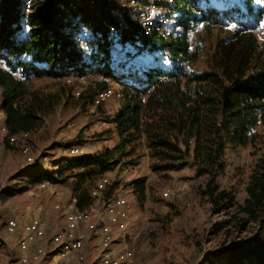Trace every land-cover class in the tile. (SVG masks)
I'll use <instances>...</instances> for the list:
<instances>
[{
    "label": "trees",
    "instance_id": "obj_1",
    "mask_svg": "<svg viewBox=\"0 0 264 264\" xmlns=\"http://www.w3.org/2000/svg\"><path fill=\"white\" fill-rule=\"evenodd\" d=\"M58 1L33 0L32 11L25 14L20 0H0V61L5 63L0 67V106L6 124L13 134L34 131L53 108L55 96L30 89L26 70L59 78L94 73L101 79L78 97L85 105L92 104L112 81L118 85L119 108L107 118L118 142L61 161L54 174L32 168L33 183L61 180L76 169L67 176L74 177L70 190L78 207L84 208L91 202L89 191L95 180L143 145L153 170L177 169L191 162L196 175L205 177L201 195L212 213L235 209L236 215H242L236 222L239 230L252 224L250 237L213 251L210 261L264 264V152L249 176L241 204L231 189L218 182L226 168V149L254 143L259 135L253 131L264 122V40L254 32L260 31L264 38V0H227L226 6L218 0H175L170 11L179 15L184 32L168 39L145 33L129 14L114 15L116 0H103L82 10L90 28L89 51L72 39L69 21L56 15ZM198 25L209 34L216 30L213 46L205 49L202 69L192 67L204 51L200 38L195 45L190 38ZM112 26L119 28L118 35L111 32ZM135 48L144 49L146 55L140 56ZM24 55L31 58L32 68L21 60ZM135 58L147 61L139 63ZM129 184L143 203L146 178Z\"/></svg>",
    "mask_w": 264,
    "mask_h": 264
},
{
    "label": "rangeland",
    "instance_id": "obj_2",
    "mask_svg": "<svg viewBox=\"0 0 264 264\" xmlns=\"http://www.w3.org/2000/svg\"><path fill=\"white\" fill-rule=\"evenodd\" d=\"M175 14V21L178 18ZM264 40L260 31H254ZM216 30L206 33L201 25L190 32L193 45L202 41L201 57L193 63L194 69L206 66L205 49L213 46ZM209 50V49H208ZM120 56L117 55L118 59ZM139 63L146 58H135ZM0 67L5 63L0 61ZM30 89H39L55 96L53 108L42 116L40 125L31 131L28 144L35 162L29 164L20 146H9L0 133V264H20L22 251L17 245V234L9 233L6 222L10 217H18L20 222L30 218L29 208L38 204L48 205L52 199L49 188L41 189L33 183L32 168L46 173H55L61 168L57 164L67 161L73 155L68 147L82 146L83 153L100 152L112 148L117 142L114 125L108 122L119 108V87L114 83L113 95L100 106L84 104L83 99L74 94L84 92L88 85L100 80L99 74L89 73L84 84L73 80L67 83L63 77L39 76L26 70ZM18 77L21 74H17ZM1 121V118H0ZM253 134L259 135L254 143L246 146L228 147L225 152L226 168L218 177L224 188L231 189L237 203L247 196L246 186L253 168L264 152V122ZM137 160L136 164L131 161ZM76 169L67 171L61 180H54L59 190L69 194L74 177L67 176ZM109 185L101 203L104 204L115 194L124 195L130 205V221L122 236L116 240L118 247L124 243L135 250L136 264H217L210 261L211 253L229 242L245 239L252 235V224L246 231L237 228L238 216L235 209L229 212L212 213L210 204L201 195L205 177L197 176L191 162L177 169L156 171L150 167L148 150L143 145L136 146L133 153L123 156L111 170L105 172ZM146 178V199L139 203L129 182L135 178ZM174 190L172 196H164L167 189ZM68 190V191H66ZM56 222L51 228L55 232L65 223L62 211H56ZM230 220L227 224L226 221ZM46 249L53 253L52 245ZM46 254L40 261L29 264H47ZM81 264H96L100 257L98 239L86 233L84 247L79 251ZM100 264V263H98Z\"/></svg>",
    "mask_w": 264,
    "mask_h": 264
},
{
    "label": "built area",
    "instance_id": "obj_3",
    "mask_svg": "<svg viewBox=\"0 0 264 264\" xmlns=\"http://www.w3.org/2000/svg\"><path fill=\"white\" fill-rule=\"evenodd\" d=\"M103 0H59L55 4L56 15L66 18L69 23L67 31L78 46L90 50L88 37L90 28L84 19L82 10L91 9L102 3ZM222 6L227 5V0H218ZM25 14L33 9V0H20ZM262 2V1H261ZM175 0H116L113 14L123 16L129 14L136 21L145 33H156L162 38H173L182 36L184 30L178 18L175 21V13L170 11V7ZM24 28L30 27L27 18L23 20ZM256 31V30H254ZM111 32L118 35L119 28L111 27ZM127 50H132L128 46ZM140 56H145V50L135 48ZM27 63L28 68H32L34 63L27 55L21 57ZM89 73L82 76L69 74L63 78L69 84L77 80L79 85L86 83ZM114 81L110 86L100 90L93 98L92 105H99L107 101L114 93ZM82 91L74 92L79 96ZM1 93V86H0ZM1 104V97H0ZM0 133L9 146H20L29 164L35 162L32 155L28 139L31 132L10 133L6 124V113L0 106ZM83 147L73 144L68 147V151L73 155H81ZM109 185V177L106 174L100 175L91 187L89 194L91 202L84 208L78 207V199L70 191L59 190L53 181L43 180L37 183L41 189L49 188L53 194V200L48 205L38 204L29 208L30 218L20 222L18 217H10L6 222V229L9 233L17 234V245L22 251L20 264L37 262L48 254L47 264H81L79 251L84 247L86 233L93 235L99 242L100 257L96 264H136L135 250L124 243L118 247L116 240L122 236L130 221V205L128 199L121 194H115L104 204L101 199ZM68 191V190H66ZM164 196H172L174 190L167 188L163 192ZM50 208L55 211H62L65 217L64 225L48 234L50 226ZM46 244L52 245L55 250L50 253L46 249Z\"/></svg>",
    "mask_w": 264,
    "mask_h": 264
},
{
    "label": "crops",
    "instance_id": "obj_4",
    "mask_svg": "<svg viewBox=\"0 0 264 264\" xmlns=\"http://www.w3.org/2000/svg\"><path fill=\"white\" fill-rule=\"evenodd\" d=\"M59 166V165H58ZM36 185H37V183H36ZM53 194H52V199H51V201L53 200ZM51 201H49L48 203H51ZM55 210L53 209V208H50V214H49V218H50V226H49V228H48V234H52L53 233V229L51 228V224H52V222L54 223H56V225H58L59 223H61L62 221L60 220V222L58 223V222H56L57 221V217H56V215H55Z\"/></svg>",
    "mask_w": 264,
    "mask_h": 264
}]
</instances>
